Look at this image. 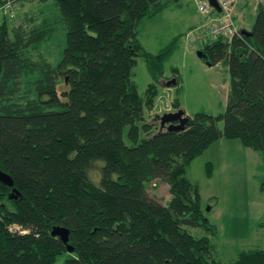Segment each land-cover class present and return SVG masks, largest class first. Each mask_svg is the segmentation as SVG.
Instances as JSON below:
<instances>
[{
	"label": "trees",
	"instance_id": "trees-1",
	"mask_svg": "<svg viewBox=\"0 0 264 264\" xmlns=\"http://www.w3.org/2000/svg\"><path fill=\"white\" fill-rule=\"evenodd\" d=\"M35 1L56 5L66 40L53 65L40 52L53 19L41 9L39 21L13 26L1 12L0 169L20 195L9 198L0 182V264H53L63 253V264H221L216 226L186 167L220 137L264 161V0L249 30L199 44L209 64L227 66L226 106L187 115L177 130L147 118L175 43L151 53L138 26L179 0ZM138 56L152 78L143 93L133 79ZM205 168L211 175L210 162ZM153 179L168 185L164 203L148 194ZM258 223L264 228V214ZM55 225L68 229L71 251ZM232 264H264V248L241 249Z\"/></svg>",
	"mask_w": 264,
	"mask_h": 264
},
{
	"label": "rangeland",
	"instance_id": "rangeland-1",
	"mask_svg": "<svg viewBox=\"0 0 264 264\" xmlns=\"http://www.w3.org/2000/svg\"><path fill=\"white\" fill-rule=\"evenodd\" d=\"M29 1L6 4L0 16L2 12L13 26L19 23L28 26L33 15L35 21H39L41 13L52 18L54 31L51 38L42 44L40 52L55 65L66 40L57 7L51 1ZM242 1L246 3L241 10L244 26L249 27L255 19V0ZM204 20L194 0H179L177 5L169 4L155 15L141 20L138 38L145 50L157 53L171 40L175 43L162 62L163 72L156 83L157 94L147 118L177 109L173 106L175 98L179 109L188 116L197 111L212 114L224 111L229 90L226 65L222 61H218L216 66L207 65L196 53L199 43L187 41V33L203 24ZM134 68L133 79L137 89L143 93L152 81L149 69L140 56ZM63 88V83H60L57 91L61 92ZM209 162L212 174L207 176L205 166ZM186 169L188 178L199 185L202 211L216 226L212 238L215 248L213 257L221 264H232L239 250L258 246L264 248V228L258 223L264 214V192L259 188L264 178L262 154L241 144L238 138H225L210 144L207 150L192 159ZM146 187L148 194L162 203L170 196L166 181L153 179ZM65 256L61 254L53 264H63Z\"/></svg>",
	"mask_w": 264,
	"mask_h": 264
},
{
	"label": "built area",
	"instance_id": "built-area-1",
	"mask_svg": "<svg viewBox=\"0 0 264 264\" xmlns=\"http://www.w3.org/2000/svg\"><path fill=\"white\" fill-rule=\"evenodd\" d=\"M198 11L203 15V24L196 26L187 33V41L197 43H206L216 37L223 36L230 39L234 35H238L239 29L233 17V1L217 0L221 10L217 11L212 7L208 0H194ZM2 6H0L1 10ZM1 19V16H0Z\"/></svg>",
	"mask_w": 264,
	"mask_h": 264
},
{
	"label": "water",
	"instance_id": "water-1",
	"mask_svg": "<svg viewBox=\"0 0 264 264\" xmlns=\"http://www.w3.org/2000/svg\"><path fill=\"white\" fill-rule=\"evenodd\" d=\"M208 2L217 11L221 10L220 6L217 3V0H208ZM241 32L247 33L246 30H242ZM196 53L201 59H203L206 62L207 65H211L207 61V54L206 53H203L201 50H197ZM172 82H175V80H173ZM169 83L170 82H168L167 84H169ZM187 118H188V116L185 114V112H183L179 108L174 109V110L169 111V112H164L161 114V116L155 115V119L158 120V124L160 125V129L165 128L166 130L183 129L185 124H186ZM0 182L2 184L4 183V184H6L12 188L11 192L8 195L9 198H15L17 195H20L18 189L13 187L12 178L9 176V174L7 172H5L4 170H1V169H0ZM207 210H209V207H207ZM51 233L53 235L58 236L62 242L67 243L69 232H68V229L66 227L55 225L52 227ZM66 247H67L68 251L72 250V246L69 243H67Z\"/></svg>",
	"mask_w": 264,
	"mask_h": 264
},
{
	"label": "crops",
	"instance_id": "crops-1",
	"mask_svg": "<svg viewBox=\"0 0 264 264\" xmlns=\"http://www.w3.org/2000/svg\"><path fill=\"white\" fill-rule=\"evenodd\" d=\"M233 1V4H232V6H233V17H234V20L235 21H237V23H236V25L238 26V28H245V29H247V30H249L250 29V27H251V25L249 26V27H245L244 26V21H243V15H242V13H241V10L242 9H244L245 8V6H246V3L244 2V1H242V0H232ZM257 1H259V0H255V2H254V8H255V11H256V3H257ZM240 13V14H239ZM203 61V60H202ZM216 64H217V62H216ZM216 64H215V66H216ZM224 64V63H223ZM226 65V64H225ZM209 66H211V65H209ZM226 71H227V66H226ZM228 73V72H227ZM229 87V86H228ZM227 93H228V91H227ZM227 95V94H226ZM223 139H225V138H223V137H220L218 140H216V141H214V142H219V140H223ZM214 142H212V143H214ZM212 143H210V144H212ZM210 144H209V146H210ZM208 146V147H209ZM208 149V148H207ZM207 149H205V150H207ZM169 198V197H168Z\"/></svg>",
	"mask_w": 264,
	"mask_h": 264
}]
</instances>
